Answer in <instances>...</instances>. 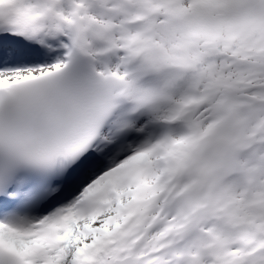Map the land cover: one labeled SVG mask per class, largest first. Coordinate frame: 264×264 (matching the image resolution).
<instances>
[{
    "label": "snow or ice",
    "instance_id": "snow-or-ice-1",
    "mask_svg": "<svg viewBox=\"0 0 264 264\" xmlns=\"http://www.w3.org/2000/svg\"><path fill=\"white\" fill-rule=\"evenodd\" d=\"M0 264H264V0H0Z\"/></svg>",
    "mask_w": 264,
    "mask_h": 264
}]
</instances>
